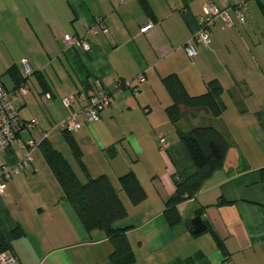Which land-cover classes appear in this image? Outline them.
I'll list each match as a JSON object with an SVG mask.
<instances>
[{"label":"crops","instance_id":"obj_1","mask_svg":"<svg viewBox=\"0 0 264 264\" xmlns=\"http://www.w3.org/2000/svg\"><path fill=\"white\" fill-rule=\"evenodd\" d=\"M144 1L0 0V81L13 89L8 70L22 69L24 60L30 64L28 92L16 89L13 101L22 119L36 121L0 155V169L22 159L30 138L41 141L42 129L82 182L105 175L117 190L126 215L116 225L127 228L133 264H264V0ZM206 2L220 9L244 3L247 20L230 10L233 24L216 21L209 45L196 44L190 57L185 45ZM99 15L108 32L95 24ZM150 20L154 26L142 32ZM65 35L86 38L91 49L70 46ZM172 74L191 95L219 82L222 115L189 114L179 126L213 122L229 142L223 165L178 204L175 225L164 212L166 201L176 181L196 167L167 111L174 98L164 78ZM96 79L112 92V102L100 120L86 122L83 108ZM119 81H133L137 90L118 88ZM80 93L85 98L73 107L63 105L61 98ZM73 111L82 126L67 137L56 125ZM33 157L0 194V225L12 240L16 264H114L112 241L103 229L85 228L42 147ZM128 172L145 191L138 202L123 185ZM197 215L207 228L194 233Z\"/></svg>","mask_w":264,"mask_h":264},{"label":"trees","instance_id":"obj_2","mask_svg":"<svg viewBox=\"0 0 264 264\" xmlns=\"http://www.w3.org/2000/svg\"><path fill=\"white\" fill-rule=\"evenodd\" d=\"M145 4V1L142 0ZM8 72L14 80L15 92L26 85L29 75H25L18 66H12ZM42 82L50 89L44 76ZM165 83L174 98L167 111L174 124L177 125L181 138L195 164L196 171L185 178L176 181L175 193L166 201L165 214L171 225L181 220L178 204L191 199L199 191L202 182L215 170L220 168L229 149V142L221 128L213 122L202 125H191L189 129L180 128L184 117L205 112L214 120L222 115L225 104L222 100V87L214 79L208 83L206 92L191 95L182 81L174 74L164 78ZM10 90V89H8ZM184 107L185 110L182 108ZM26 120V119H24ZM32 120V119H29ZM67 137L71 132L64 131ZM72 148L77 158L80 151L72 142ZM45 158L52 167L64 191V197L72 204L81 222L88 231L99 228L106 232L114 245L111 258L114 264H133L135 255L126 235L127 228L119 227L116 223L125 217L126 209L117 190L105 175L89 178L82 182L74 172L69 161L55 149L46 137L39 143ZM123 185L135 202L145 197V191L133 172L121 176ZM15 236L20 235L18 226L14 229ZM13 243L0 225V253L13 254ZM14 255V254H13Z\"/></svg>","mask_w":264,"mask_h":264},{"label":"built area","instance_id":"obj_3","mask_svg":"<svg viewBox=\"0 0 264 264\" xmlns=\"http://www.w3.org/2000/svg\"><path fill=\"white\" fill-rule=\"evenodd\" d=\"M121 3L123 0H119ZM234 10L237 15V19L244 23L247 20L246 7L244 3L228 6L220 9L214 2H206L204 4L203 14L198 18V28L193 32L191 38L187 41L185 49L190 57L197 54L196 44L208 46L211 41L210 31L216 21L222 19L226 25L233 24V19L230 15V10ZM95 24L100 26L104 32H108L107 27L104 25V18L97 16L95 18ZM154 21L150 20L149 23L141 28L142 32H148L150 28L154 26ZM90 30H94V27H90ZM64 40L70 46H76L81 48L84 52L91 49L89 41L82 36L65 35ZM22 72L25 75H30L32 67L24 60L22 63ZM143 77L140 75V80ZM96 89L89 96L86 106L83 108L86 122H97L101 118V112L104 108L109 106L112 102V92L108 91L100 79L95 81ZM118 88L132 87L133 81H119ZM19 90L22 93H27L28 88L26 85H22ZM13 90H8L2 81H0V155L3 154L9 147L16 143L19 139V134L22 130H30L36 126L34 120H24L19 116L17 106L13 101ZM50 97L51 95L48 94ZM83 93L70 94L63 98L61 101L65 107H73L76 102L84 99ZM60 129L73 132L79 130L82 126V122L77 118V112L73 111L63 117L56 125ZM42 133V139L46 138L48 133L40 129ZM161 147L166 149L169 144L165 141L164 137L160 138ZM40 141L30 138L28 143L24 147V155L15 164H3L0 169V194H4L7 187L8 180L14 173L26 171L34 163L33 152L38 147ZM17 257L13 254L0 253V264H16Z\"/></svg>","mask_w":264,"mask_h":264},{"label":"water","instance_id":"obj_4","mask_svg":"<svg viewBox=\"0 0 264 264\" xmlns=\"http://www.w3.org/2000/svg\"><path fill=\"white\" fill-rule=\"evenodd\" d=\"M192 224L194 227V233H199L207 228L202 216L197 215L192 219Z\"/></svg>","mask_w":264,"mask_h":264},{"label":"rangeland","instance_id":"obj_5","mask_svg":"<svg viewBox=\"0 0 264 264\" xmlns=\"http://www.w3.org/2000/svg\"><path fill=\"white\" fill-rule=\"evenodd\" d=\"M182 109L185 110L184 107Z\"/></svg>","mask_w":264,"mask_h":264}]
</instances>
